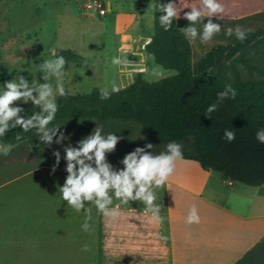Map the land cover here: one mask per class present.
<instances>
[{
    "label": "crops",
    "instance_id": "1",
    "mask_svg": "<svg viewBox=\"0 0 264 264\" xmlns=\"http://www.w3.org/2000/svg\"><path fill=\"white\" fill-rule=\"evenodd\" d=\"M103 2L106 14L113 12L110 23L119 20L116 58L122 63L117 64V70L119 75L131 78L127 83L129 86L136 74L144 78L152 66L145 46L153 35L149 27L153 20V0H140L139 9L131 8V3L128 8L119 9L118 0ZM171 2L176 4L179 12L175 18L178 28L186 27L188 21L184 14L190 12L188 6H196L198 0ZM220 3L225 12L219 14L218 19L212 18L221 25L220 32L206 43H202L199 37L189 40L194 75L217 70L254 40L264 37V0H220ZM202 23H197L198 31L202 29ZM237 25L246 31V38L242 41L235 35L225 34L227 28ZM173 74V71L165 70L162 78ZM41 170L51 172V167H42ZM55 173L62 175L65 172L57 169ZM56 186L51 187V191L45 190L53 195L43 200L55 212L67 204L59 199ZM156 203L163 218L159 223L152 220L143 204L137 201L122 206L115 220L98 214L95 207L87 212L84 209L75 211L78 217L73 215V218L80 227L85 216L89 218L90 227L85 234L95 246L93 254L91 250L85 252L92 256L90 263L181 264L188 256L207 255L215 257L214 264H234L264 237V185L252 188L234 183L213 170H203L194 161H176L175 171L166 186L157 190ZM193 205L198 208L200 221L188 224L186 217ZM4 225L0 221V264H12L11 257L23 255L21 250L25 248L13 247L10 239L14 230ZM84 245L87 248L89 242Z\"/></svg>",
    "mask_w": 264,
    "mask_h": 264
},
{
    "label": "rangeland",
    "instance_id": "2",
    "mask_svg": "<svg viewBox=\"0 0 264 264\" xmlns=\"http://www.w3.org/2000/svg\"><path fill=\"white\" fill-rule=\"evenodd\" d=\"M99 1L104 6L103 0ZM118 1L119 9L128 8L130 3L131 8L139 9L140 0ZM112 13L104 18L99 16L92 0H0V85L19 73L29 82L34 79L44 83L38 66L43 59L51 58L49 50L55 48L56 51L70 50L81 58L80 63L65 65V94L125 88L131 78L119 75L117 64L112 63L117 57L119 36V20L112 24L109 21ZM149 27L153 32V20ZM148 59L152 66L144 78L147 82H156L165 76V70ZM83 62L89 63L87 70ZM46 82L55 88L54 77ZM96 126L93 124L72 136L73 146ZM102 126L104 133L115 132L120 138L114 152L106 155L116 168L122 167L119 161L136 147L151 143L154 152L163 149L150 142L140 129L127 132L121 124ZM54 150L63 152L61 146L53 143L45 146L43 153L52 155ZM42 167L48 166L36 159L26 141L13 145L8 155H0V221L14 230L10 239L13 247L25 248L21 250L23 255L11 257L12 264H95L90 263L92 256L85 254L89 250L94 253L95 246L91 245L94 242L87 238L85 231L81 232L80 224H75L73 215L78 217L75 210L64 204L55 212L43 201L53 195L45 190L63 185L66 172L57 168L65 173L51 174L41 170ZM85 242H89L87 248ZM214 258L188 256L181 264H214Z\"/></svg>",
    "mask_w": 264,
    "mask_h": 264
},
{
    "label": "trees",
    "instance_id": "3",
    "mask_svg": "<svg viewBox=\"0 0 264 264\" xmlns=\"http://www.w3.org/2000/svg\"><path fill=\"white\" fill-rule=\"evenodd\" d=\"M170 0H153V35L145 52L154 63L174 74L156 82H147L136 74L133 82L118 92L97 89L82 95L57 97L58 112L53 124L61 125L72 136L93 124H121L131 132L140 129L154 145L163 147L169 141L182 145L183 158L213 170L234 183L257 188L264 185V144L255 139L264 128V37L254 40L238 56L217 70L198 75L192 71L189 39L178 28L175 18L170 30L159 23L160 4ZM67 63H80L81 58L70 50L57 51ZM231 84L235 99H225L217 110L205 116L206 108L216 102L217 92ZM26 115L38 110L31 103L21 105ZM225 129L235 132V139L224 140ZM17 133L21 139L16 140ZM26 141L36 159L52 167L53 155L43 153L45 146L34 131L11 129L3 142L16 145ZM64 153L58 168L64 169ZM234 264H264V237Z\"/></svg>",
    "mask_w": 264,
    "mask_h": 264
},
{
    "label": "clouds",
    "instance_id": "4",
    "mask_svg": "<svg viewBox=\"0 0 264 264\" xmlns=\"http://www.w3.org/2000/svg\"><path fill=\"white\" fill-rule=\"evenodd\" d=\"M188 8L191 11L184 14L188 25L181 28L185 37L189 40L199 37L202 43L212 40L221 30V25L212 18L218 19L219 14L225 12L220 0H198L196 6L189 5ZM157 11L162 13L158 19L160 26L165 31L170 30L173 18L178 17L179 13L176 4L171 0L166 4L159 3ZM201 21L202 29L198 31L196 25ZM225 34L235 35L239 41L246 38V31L239 25L227 28ZM49 55L51 58L43 59L38 66L43 73L44 83L34 79L29 82L19 73L0 85V155H8L12 150V144L3 142V137L11 129L19 128L23 133L34 131L39 141L37 147H50L55 143L63 149L66 177L63 185L58 186V193L59 199L67 202V207L77 212L82 209L87 212L95 207L98 214L115 220L120 215L122 206H128L130 201H137L143 204L144 211L152 220L159 223L163 218L160 215V206L156 203L157 190L166 186L175 171L176 161L183 158L182 145L169 141L157 153L153 151L154 146L151 143H146L143 147H136L126 153L119 161L122 167L116 168L106 159V155L114 152L120 138L115 132L104 133L103 126L96 122L97 126L73 146V134H66L61 130V125L53 124L59 110L56 97L65 95L63 78L67 61L64 56L57 54L55 48L49 50ZM112 63L120 64L122 61L114 57ZM51 77L55 78V88L46 82ZM112 91L118 92L119 89L113 87ZM108 96L107 92L103 94L104 99ZM236 96V89L231 84H226L223 90L217 92L216 102L206 108L204 115L210 118L218 104L225 99H235ZM29 103L38 110L26 115L21 105ZM15 138L19 141L20 133ZM222 138L231 143L235 139V132L225 129ZM255 139L264 144V128L256 131ZM52 155L54 164L51 174H54L61 162V152L54 150ZM88 219L85 216L81 224L83 231L89 230ZM199 221L198 208L193 205L188 211L186 223L194 224Z\"/></svg>",
    "mask_w": 264,
    "mask_h": 264
},
{
    "label": "built area",
    "instance_id": "5",
    "mask_svg": "<svg viewBox=\"0 0 264 264\" xmlns=\"http://www.w3.org/2000/svg\"><path fill=\"white\" fill-rule=\"evenodd\" d=\"M93 1V6L95 8V10L97 11V13L99 14V16H104L107 11L105 6H103V3L100 2L99 0H92Z\"/></svg>",
    "mask_w": 264,
    "mask_h": 264
},
{
    "label": "water",
    "instance_id": "6",
    "mask_svg": "<svg viewBox=\"0 0 264 264\" xmlns=\"http://www.w3.org/2000/svg\"><path fill=\"white\" fill-rule=\"evenodd\" d=\"M82 65H83L85 70H87L90 66L89 63H87V62H83Z\"/></svg>",
    "mask_w": 264,
    "mask_h": 264
}]
</instances>
